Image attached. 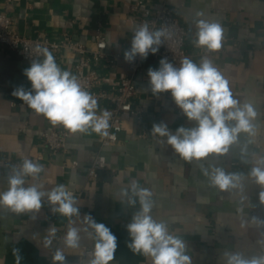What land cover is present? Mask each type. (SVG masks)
Wrapping results in <instances>:
<instances>
[{"label":"crops","instance_id":"crops-1","mask_svg":"<svg viewBox=\"0 0 264 264\" xmlns=\"http://www.w3.org/2000/svg\"><path fill=\"white\" fill-rule=\"evenodd\" d=\"M133 1L0 0V13L12 16L16 30L29 38L44 35L58 39L68 34L91 45L101 29L107 40V52L119 58L115 67L100 61L92 63L90 69L97 70L102 77L98 88L111 91L121 78L130 74L124 53L130 49L137 30L130 11ZM145 1L150 5L158 0ZM169 4L186 28L189 59L198 65L203 58L209 59L228 81L233 97L241 105L247 103L254 108L255 134L241 133L238 142L223 155L210 154L191 162L183 160L166 143V138L153 135L152 128L164 123L175 133L181 126L194 127L195 122L180 115L170 92L153 94L147 73L150 67L158 69L160 61L147 59L136 75L137 93L133 100V106L144 111L143 119L139 123L124 120L119 142L103 150L106 170L99 179H90L87 170L103 136L91 128L84 132L68 131V152L50 154L42 142L43 132L64 127L53 126L12 94L20 86L32 90L25 70L35 62L23 61L0 46V159L9 158L21 166L27 158L42 165L38 177H25V186L36 184L50 191L63 184L78 194L75 206L79 209V215L72 217L70 223L69 218L52 211L53 206L46 198L39 211L15 213L0 205V264H16L15 249L23 257L20 264H53L51 258L57 248L63 249L67 261H77L83 256V264H88L87 252L92 251L94 242L87 232L80 233V247L71 249L63 245L68 228H83L86 215L105 224L117 237L118 247L110 264H152L151 258L135 254L127 246L130 237L126 226L140 209L138 198L134 206L128 202L130 197L134 198L133 181L151 191L153 219L165 223L171 234L185 242L192 264H208L213 256L217 264H224L226 251L247 258L264 255V202L260 200L264 188L253 183L248 175L264 159V0H169ZM200 20L221 26L223 38L228 39L224 48L205 54L206 48L196 46ZM52 55L61 71L75 75L74 54ZM108 109L106 103H101L96 113ZM68 159L77 160L80 167H65ZM215 167L241 174L240 185L229 190L214 186L205 170L211 172ZM12 170L0 168V192L7 191ZM53 227L56 238L50 247H45L48 230Z\"/></svg>","mask_w":264,"mask_h":264},{"label":"clouds","instance_id":"clouds-1","mask_svg":"<svg viewBox=\"0 0 264 264\" xmlns=\"http://www.w3.org/2000/svg\"><path fill=\"white\" fill-rule=\"evenodd\" d=\"M195 44L208 51L221 47L223 30L217 23L204 20L197 22ZM163 30L150 31L147 24L141 25L134 33L131 47L124 53L125 60L133 62L137 56L147 59L149 53L158 52L162 44ZM42 52L43 62H35L25 70L31 89L23 86L16 88L13 95L24 101L37 114H42L53 126L60 124L71 133L84 132L88 128L101 136L108 135L111 113H96L97 101L90 93L82 90L77 79L67 71H61L48 49ZM158 69L149 68L148 77L153 94L170 92L175 104L189 121L191 128L178 127L170 132L164 123L154 124L153 135L166 138V143L185 161L201 160L210 154L223 155L239 140L241 133L255 134L253 121L256 111L250 104H240L233 97L228 81L213 63L203 58L198 65L184 58L179 67L173 66L166 58L160 60ZM43 171V166L30 159H23L19 169L13 168L8 177L7 191L0 192V205L15 213L39 211L44 198L53 206L52 211L71 218L79 215L75 206L76 197L65 185L60 184L50 191L31 184L25 186V177L35 179ZM210 182L220 190L234 189L240 185L241 174L226 173L215 167L211 172L205 170ZM252 182L264 188V159H261L248 173ZM132 197L129 203L135 205L137 199L140 209L127 224L129 233L128 248L135 254L151 258L152 264H192V258L186 254V244L171 234L163 222L153 219L152 193L148 188L140 187L135 181L131 184ZM127 192L124 195L127 196ZM264 202V191L260 193ZM87 232L94 242L88 264H110L115 258L118 247L117 237L103 223H98L90 215L84 218V227L70 226L63 237L65 248L76 249L81 244V232ZM56 238V229L48 230L45 247H50ZM16 264L23 258L19 249L14 250ZM224 264H264V255L247 258L241 253L226 251ZM66 257L61 248L52 256L53 264H65Z\"/></svg>","mask_w":264,"mask_h":264},{"label":"built area","instance_id":"built-area-1","mask_svg":"<svg viewBox=\"0 0 264 264\" xmlns=\"http://www.w3.org/2000/svg\"><path fill=\"white\" fill-rule=\"evenodd\" d=\"M130 11L136 19L137 29L147 24L150 31L163 30L165 36L161 37L162 44L157 53H149L147 59L160 61L166 58L173 66L179 67L184 58H189L186 51L187 31L182 23L179 13L170 6L169 0H158L148 5L145 0H134L130 6ZM228 39L223 38L220 49L224 48ZM0 46L9 52L15 53L23 61L36 62L44 58L38 49H48L53 54L69 52L77 57L75 64V75L82 90L87 91L97 101V105L106 103L111 113L109 120L108 135L103 136L100 149L87 174L90 179L97 180L107 168V159L103 150L114 147L119 142V135L123 132V122L125 119L134 122H141L144 111L133 106V100L137 93L136 75L144 67L147 59L139 56L133 62H129L130 74L120 79L118 86L111 91L101 90L98 87L102 82V77L95 69H90L92 63L105 61L111 67L116 66L119 55L107 52V40L101 29L97 30L91 45L84 44L73 39L68 34H63L61 38L51 39L44 35L29 38L20 34L15 28L12 16L7 13H0ZM210 51L206 50L205 54ZM22 104H25L21 100ZM15 105V103H13ZM181 116H185L179 109ZM69 132L65 128H50L42 134L44 147L52 155L68 152ZM38 159H42L38 156ZM64 166L71 169H78L80 164L77 160H66ZM233 166H239L233 163ZM0 168L19 169L20 164L9 158L0 159ZM74 196H77L73 192ZM91 251L87 252L90 254ZM66 257V256H65ZM52 261V258H51ZM84 257L80 256L77 261L68 264H83ZM208 264H217L216 256H213Z\"/></svg>","mask_w":264,"mask_h":264}]
</instances>
